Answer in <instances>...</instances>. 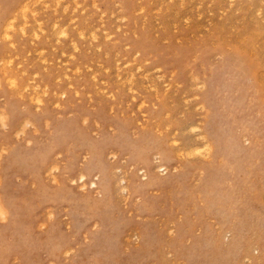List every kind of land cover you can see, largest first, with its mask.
Listing matches in <instances>:
<instances>
[{
	"label": "rangeland",
	"instance_id": "374dc122",
	"mask_svg": "<svg viewBox=\"0 0 264 264\" xmlns=\"http://www.w3.org/2000/svg\"><path fill=\"white\" fill-rule=\"evenodd\" d=\"M23 2L14 5L11 32L0 30V90L13 93L24 110L71 119L70 143L76 147L79 141L72 170H66L65 154L57 152L40 176L49 191L63 193L65 205H41L29 219L31 237L43 235L58 219L69 244L52 257L43 240L32 243L34 264H72L78 246L85 264H108L97 262L96 249L86 245L97 232L113 239L116 259L186 264L170 246L179 230L184 235L179 251L195 239L208 244L188 257L190 264H216L223 245L215 242L224 230L213 216L215 200L233 221L247 224L248 240H262L264 246V0ZM208 124L215 142L204 152L200 131L210 130ZM31 130L29 120L12 130L0 115V134L9 132L12 144ZM193 147L201 151L194 154ZM220 153L225 157L218 158ZM166 158L184 181L127 194L124 182L128 186L134 176L143 182L145 163ZM1 163L2 156L0 168ZM102 172L107 180L93 186ZM207 179H217V189L205 186ZM28 186L37 188L38 182L31 179ZM75 198L81 201L78 210ZM68 206L79 218V236L65 215ZM147 230L159 238L143 245ZM225 232L223 241L229 237ZM258 254L251 250L240 263L252 264ZM0 264L26 261L8 257Z\"/></svg>",
	"mask_w": 264,
	"mask_h": 264
},
{
	"label": "bare ground",
	"instance_id": "6f19581e",
	"mask_svg": "<svg viewBox=\"0 0 264 264\" xmlns=\"http://www.w3.org/2000/svg\"><path fill=\"white\" fill-rule=\"evenodd\" d=\"M21 2H22V0H0V30L6 29V33L9 34V31H10L11 27L14 25L15 18H16L15 14H14V7L16 6L15 4L16 3L19 4ZM24 2H25V0H24ZM21 8H22V6H21ZM22 10H23V8H22ZM22 10L18 9L16 11L21 12ZM20 12H18V14H20ZM33 17H35V16H33ZM37 22H39V21H37ZM57 27H56V29H57ZM39 28H41V27H39ZM39 28H37V29H39ZM13 30H15V29L13 28ZM17 30H19V29H17ZM23 30L25 31V28ZM41 30H44V29H41ZM39 31H35V32H39ZM57 31H59V30H57ZM21 32H22V30H21ZM95 36H96V34H95ZM2 37H3V34H2ZM46 37H47V35H46ZM39 38H38V40H39ZM19 40H21V39H19ZM41 49H43V48L41 47ZM2 51H3V49L1 48L0 54L2 53ZM5 66H8V65H5ZM0 74H1V72H0ZM130 77H131V75H130ZM143 78H144V76H143ZM195 79H197V81H198L199 78L195 77ZM193 80H194V78H193ZM123 82H122V85H123ZM196 83L199 84V82H196ZM12 84L15 85L14 82ZM129 84H130V82H129ZM132 84H133V82H132ZM28 88H29V86H28ZM31 89L32 90H30L29 94L34 90V88H32V87H31ZM42 89L43 88H41L40 91ZM35 91H36V89H35ZM37 93L36 94L39 95V92H37ZM155 93H156V91H155ZM34 94H35V92H34ZM37 95H36V97H38ZM3 98L5 99L4 103L2 102ZM29 98H27V99H29ZM61 98L65 99L64 102H66L68 100L66 93H63ZM22 100L25 102L24 99H22ZM202 105H203V103H202ZM32 110H34V109H32ZM203 111L206 112V110H204V109H203ZM205 112H203V113L205 114ZM240 114H242V113H240ZM0 115L6 116V118L8 119V125H11L12 130L14 128H16L17 125L21 121H24V120H29V122L34 127V130H31L30 132H28L25 135V138L23 139V141H21V142L19 141L18 143H15V144L11 143L9 132L5 131V133L3 135L0 134V156H2V163H1V168H0V173L2 175L1 176L2 180H0V215L2 217V221L0 220V262L3 261L4 259L8 258V257L9 258L11 257V258L22 259V260L26 261V264H34L36 261L34 260V258L29 256V254H30L29 253L30 252L29 246L34 242H39L42 240H43L42 242H44L50 248L51 256L57 257V256H59L60 251H63L65 246L69 244V238H68V235L65 234L64 225L58 219L52 223V225L50 226L48 231L45 232L43 235L42 234L39 235L38 233H35V236L31 237L32 234L29 233L28 231H29V226L31 227V221L30 220H32V218H35V216H36L35 213L37 212V209L39 206L44 205L47 208V206L51 205V206H57V207L61 208L66 203L63 199V193H60V192L59 193H52L51 191H49V188H47V186L43 185V183L40 181V178H41L40 176L42 174V171L48 167L49 159H50L49 157L51 155H55L58 153L65 154L66 170L67 171L72 170V167L74 165L72 166V163H71L72 159L71 158H73V157L75 158L76 153H77V152H75V150H73V148L76 149L77 147H79V141H76V143H75L76 147L70 143L71 142V140H70L71 133L69 132V122H71V119H68L69 121H67V119L64 117H60L58 119L57 118H51V115L47 110H43L41 112L24 110L22 108V104L15 98L14 94L7 92L5 89L0 90ZM1 120H3V118H1ZM208 125L210 126V130H206V131L202 130V134H201V131L199 130L200 129L199 127L191 126L192 128H194V129L197 128V130L200 131V135H202L201 144H202V148H203L204 152H207V151L209 152V150L212 147L213 142H215L214 136H213L214 135L213 127L211 124H208ZM254 139H256V138H254ZM11 144H12V148H11ZM9 146L12 149V151L8 149ZM193 149H194V154H195V152H197V150L198 149L200 150L201 148L199 147V148H197V150H195L196 147L195 148L193 147L191 150H193ZM3 151L7 152V154L5 156L2 155L4 153ZM237 153H239V151H237ZM189 155H191V153H187V156H189ZM217 156H218V158H221V157L224 158L225 157V155L222 153H220L219 155L217 154ZM162 158H164V157L162 156ZM172 163L173 162H170V160L168 158L160 160L157 163V165H153V166H151L150 163H145V166L143 168H141V172L143 174V182L138 181L136 176H134L133 179L130 181L128 186L126 185L127 182H124L125 186L123 187V189L127 192V194L128 193L131 194V190H133V191L138 190L139 187H141L142 189H149L151 187H153V188L154 187H162V188L166 187L167 188V186H174V185L179 184L180 182H182L184 180L181 177H179V179H178V175L173 174V170L175 168H174V164H172ZM102 173L103 174L100 175L99 182H93V184H92L93 186L97 187L98 186L97 184H99L101 186L102 183L107 180L106 174L104 172H102ZM78 174H82V173L78 172ZM20 178H23V179L21 180V182H18V180ZM31 179H35L38 182L37 188L32 189L28 186ZM80 180H82V179L80 178ZM204 182L206 183L205 186L214 184V187L217 189V186H216L217 179H214V180L207 179ZM90 184H91V182H90ZM100 189H104V188L100 187ZM115 190H117V189H115ZM76 196H78V195H76ZM219 198H221V197L219 196L218 199ZM67 199H69V198L67 197ZM74 203H75V207L77 208L76 210H78L79 206L81 205V201L79 199L75 198ZM213 205L216 207L215 212L213 213L214 218H216L218 221L221 222L223 230L226 231L225 233H227V235L229 234V237L227 236L228 238L225 241H223L222 233L224 231L221 230L222 232L221 233L219 232V237L217 238L215 244L220 242L219 244L223 245V248H221V250H222L221 254H220V256H218L219 258L217 260V263H216V261H215V263L219 264V263H221V260L223 259L225 263L241 264L240 262L242 261V259L245 257H248L249 256L248 253L251 252V250L252 251L257 250L259 252L258 257H257L258 259H257V261H255L256 260V258H255L254 262H251V263L252 264H261L260 261H261L262 257L264 256V246H263L262 240H258V241L257 240L256 241L248 240V237H250V236L246 237V234H249V233L245 234V232H248V230H249V229L246 230L247 224L244 226L242 224V222L233 221L232 217L229 216L225 211H223L221 209L220 201L215 200L213 202ZM69 209H70V207H69ZM58 212L60 213V211H58ZM65 215L68 216L70 222L74 223L73 233L75 235L79 236V234H80V223H79V218H77V216L74 214V210L70 209L68 212L65 213ZM182 232H183V230H179V235L177 234V236H175V240L171 239L170 246L171 247L176 246V250H175L176 259H184L187 262L186 264H190V259L188 257H193L195 255V253L199 252L202 249V247L205 248L208 244L207 243L204 244V242L202 240L199 241V240L195 239V240H193V244L191 246H188L189 248L187 249V251L186 250L185 251H179V250H177V246L180 245V242H181L180 240H181V238L184 237ZM102 234H104V233H102V232L94 233L91 238L89 237L90 241L86 243L88 248L96 249L94 254L97 256L98 259H101V260H98L97 262H99V261L100 262H106L107 261L108 264H118V263L119 264H127L128 262L130 263V260H131V261H133L132 263L135 262L134 264H136V262L138 260L136 257H134V258L132 257L133 259H130V258L129 259L128 258L116 259V258H114L113 255H116L115 254V242L113 241V239L107 238L108 236L106 238H104L105 235L103 236ZM250 234H252V233H250ZM157 235H159V234H157V233L153 234L150 232V230H147L142 235L141 244L147 245L148 240H150L151 238H152V240L153 239L155 240V238L158 239L159 236H157ZM109 237H111V236H109ZM111 238H113V237H111ZM173 241H176L178 244H176ZM156 242H157V240H156ZM76 248H77V250L75 251V254L71 257V259H69V262H71L72 264H85L84 263V260H85L84 255L85 254L83 253L84 250L80 249L81 246H78ZM112 262H114V263H112ZM95 263L96 262H94L93 264H95Z\"/></svg>",
	"mask_w": 264,
	"mask_h": 264
}]
</instances>
